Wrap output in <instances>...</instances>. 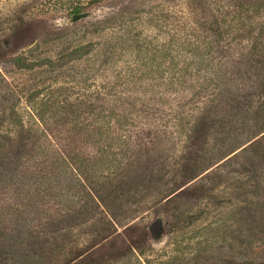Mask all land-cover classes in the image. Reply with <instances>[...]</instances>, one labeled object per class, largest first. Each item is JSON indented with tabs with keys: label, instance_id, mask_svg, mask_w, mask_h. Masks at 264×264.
Returning <instances> with one entry per match:
<instances>
[{
	"label": "rangeland",
	"instance_id": "obj_1",
	"mask_svg": "<svg viewBox=\"0 0 264 264\" xmlns=\"http://www.w3.org/2000/svg\"><path fill=\"white\" fill-rule=\"evenodd\" d=\"M71 2L0 0V264H264V0Z\"/></svg>",
	"mask_w": 264,
	"mask_h": 264
},
{
	"label": "trees",
	"instance_id": "obj_2",
	"mask_svg": "<svg viewBox=\"0 0 264 264\" xmlns=\"http://www.w3.org/2000/svg\"><path fill=\"white\" fill-rule=\"evenodd\" d=\"M106 0H85L83 4L80 2L76 3H70L71 5L69 6L68 13L69 14H81L83 12H87L90 8H92L94 5L100 4ZM59 4V2H57ZM57 3H51L49 4L50 6L57 5ZM47 11H49L47 9Z\"/></svg>",
	"mask_w": 264,
	"mask_h": 264
}]
</instances>
